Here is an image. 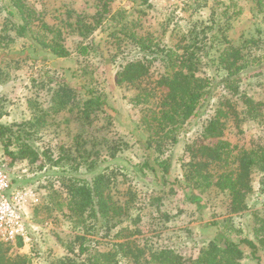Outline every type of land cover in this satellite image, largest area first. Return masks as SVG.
I'll return each mask as SVG.
<instances>
[{"label": "rangeland", "instance_id": "obj_1", "mask_svg": "<svg viewBox=\"0 0 264 264\" xmlns=\"http://www.w3.org/2000/svg\"><path fill=\"white\" fill-rule=\"evenodd\" d=\"M28 2L47 23L63 28L65 45L72 54L55 57L39 53L16 63L15 60L9 61L12 56L0 53L3 59L0 64L3 71L0 124L17 129L34 113L51 111L46 126L42 125L35 133L32 132L31 143L40 153L36 162L18 157L10 163V158L1 153V159L14 177V186L28 191L31 196L26 209L30 222L29 237L22 239V245L17 240L7 242L12 246L11 251L26 255L35 264H48L52 258L69 253L70 241L81 230L68 217L70 215L63 205L65 193L60 184L62 176L59 171L68 169L91 178L93 174L89 171L93 167H104V172L112 173L122 198L135 196L131 218L124 220L120 227L138 229L141 233L136 236L141 243L173 247L187 258H193L203 245L221 234L258 242L259 219H264V171L253 172V191L247 197L248 208L242 212H232L225 194L218 189L202 193L199 188L187 184L182 175L181 164L189 159L187 145L203 141V128L216 114V109L228 108L226 101L234 100L221 84L217 72L212 94L202 102L197 115L184 125L178 144L160 156L146 148L147 132L141 120L143 105L135 103L134 98L137 87L119 85L116 81L121 57H134L138 53L127 49L123 54L120 50L117 52L114 45H106V18L102 28L96 29L85 40L92 43L95 49L87 59L81 58L76 54V44L81 36L61 23L69 15L70 19L77 14L95 16L99 0ZM229 5L228 12L224 13ZM108 9L109 13L126 11L129 19L141 23L137 27L140 34H150L167 47L179 43L194 25L198 30L211 26L210 35L215 34L219 39L228 37L244 46L249 57H259L261 53L262 46L257 49V44L248 40H264V8L259 11L254 0H148L143 4L142 0H111ZM213 12L223 15L218 25L211 23ZM210 35L207 37H212ZM219 43L225 45L223 41ZM84 66L88 67V71L81 70ZM155 67H160L157 62ZM87 76L91 81L87 84L92 87L91 92L102 94L106 104H101L89 116L78 108L60 112L51 110L56 80L65 79L69 87L78 89L77 97L85 100L88 94L79 91L82 78ZM242 89L256 99L264 100V64L260 63L244 76ZM72 106L77 107L75 103ZM237 110H241V106ZM225 139L238 145H249L255 141L264 143V119L246 118L241 113L239 120L227 118ZM165 158L171 159V171L164 177L159 162ZM136 215L141 217L137 223L134 221ZM109 234V238H97L100 241L98 246H106L107 242L114 240V231ZM242 248L244 257L240 264H253L249 250L245 245ZM74 251L79 252L77 241ZM259 254L264 261L263 246Z\"/></svg>", "mask_w": 264, "mask_h": 264}, {"label": "trees", "instance_id": "obj_2", "mask_svg": "<svg viewBox=\"0 0 264 264\" xmlns=\"http://www.w3.org/2000/svg\"><path fill=\"white\" fill-rule=\"evenodd\" d=\"M109 1L99 0V9L93 17L77 14L73 19L69 15L66 20H61L63 25L76 30L82 38L76 44V54L84 59L91 55L95 47L85 40L96 29L102 28L106 18V45H114L117 52L120 50L123 54L127 49L138 53L134 57H121L116 81L119 85L137 87L134 98L135 103L143 105L141 120L147 132L146 148L160 156L178 144L184 125L197 115L202 102L212 94L217 72L221 84L234 100H227L229 107H219L209 119L201 136L205 142L193 141L187 145L189 159L181 164L182 175L187 184L199 188L202 193L216 188L225 194L232 212L245 211L248 208L247 197L253 191V172L264 171V143L232 144L225 139V126L227 118L239 120L240 113L245 114L246 118L264 119V100L256 99L242 89L244 76L260 63L264 64V40L257 42V38L248 39L250 43L257 44V49L262 46L259 57H249L244 46L228 37L219 39L215 34L210 35L211 26L198 30L194 25L179 43L167 47L150 34H140L137 27L141 23L129 19L126 11L109 13ZM147 2L142 0V4ZM254 2L258 10L263 11L264 0ZM229 7L224 13L228 12ZM225 15L227 19L228 15ZM221 16L211 13L212 25L222 22ZM0 19V53L6 57L12 56L8 58L9 61L19 63L39 53L55 57H69L72 54L65 45L63 28L47 23L28 0H0ZM207 35L212 37L208 38ZM219 41L225 45L222 46ZM2 60L0 58V64ZM156 62L160 67L154 69ZM1 70L2 67L0 82L3 75ZM81 70L88 71V67L84 66ZM82 79L79 92L88 94L85 100L77 97L78 89L69 87L65 79L56 80L52 111L78 108L89 116L101 104H106L102 94L91 92L92 87L87 85L91 84L89 77ZM48 82L53 85L51 80ZM73 103L77 107H73ZM240 106L241 110H237ZM50 113L49 110L34 113L17 129L0 124L2 153L10 158V163L18 157L31 163L39 159L40 153L31 143L32 135L42 125L46 126ZM170 160L165 158L159 162L164 177L171 171ZM104 169L93 167L89 171L93 174L91 178L68 169L59 171L62 176L60 184L65 193L63 205L70 215L68 217L81 231L70 241L69 253L52 258L48 264H240L244 257L242 245L249 250L253 264H264L263 256L259 254L260 247H264V219H259L258 242L221 234L203 245L193 258H187L173 247L141 243L136 236L141 233L138 229L120 227L124 220L131 218L135 196L122 198L114 176L104 172ZM140 218L136 215L135 223ZM111 231H114V240L107 242L106 246H98L100 241L97 238H109ZM17 241L22 245V239ZM76 241L78 253L74 251ZM11 248L10 243L0 238V264H35L26 255L13 252Z\"/></svg>", "mask_w": 264, "mask_h": 264}, {"label": "built area", "instance_id": "obj_3", "mask_svg": "<svg viewBox=\"0 0 264 264\" xmlns=\"http://www.w3.org/2000/svg\"><path fill=\"white\" fill-rule=\"evenodd\" d=\"M0 137V238L6 242L27 240L30 222L27 215L29 192L14 186L11 172L1 159Z\"/></svg>", "mask_w": 264, "mask_h": 264}]
</instances>
